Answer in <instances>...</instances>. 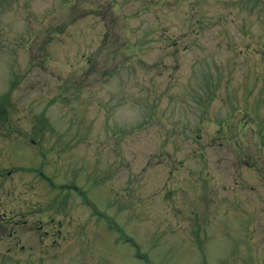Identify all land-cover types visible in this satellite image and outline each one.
<instances>
[{"label":"rangeland","instance_id":"rangeland-1","mask_svg":"<svg viewBox=\"0 0 264 264\" xmlns=\"http://www.w3.org/2000/svg\"><path fill=\"white\" fill-rule=\"evenodd\" d=\"M0 100V264H264V0H0Z\"/></svg>","mask_w":264,"mask_h":264},{"label":"flooded vegetation","instance_id":"flooded-vegetation-1","mask_svg":"<svg viewBox=\"0 0 264 264\" xmlns=\"http://www.w3.org/2000/svg\"><path fill=\"white\" fill-rule=\"evenodd\" d=\"M0 102L2 103L0 105V123L3 124L4 122H7V119L9 117V111L7 106H5V101L0 100Z\"/></svg>","mask_w":264,"mask_h":264}]
</instances>
